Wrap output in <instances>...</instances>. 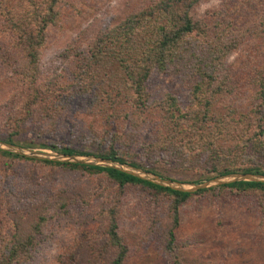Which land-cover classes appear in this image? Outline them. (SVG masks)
Here are the masks:
<instances>
[{
	"label": "trees",
	"instance_id": "trees-1",
	"mask_svg": "<svg viewBox=\"0 0 264 264\" xmlns=\"http://www.w3.org/2000/svg\"><path fill=\"white\" fill-rule=\"evenodd\" d=\"M67 1L0 0V22L12 41V51L20 54L19 66L7 59L3 60V65L15 84L25 86L28 91L10 128L0 137L2 143L37 146L63 155H91L159 177H162L161 170L151 163L166 168L177 166L195 170L199 174L195 182L233 173L264 175V50L258 51L264 48V0H261L263 10L243 29L222 10L209 14L212 21L194 18L197 6L207 0H160L127 16L97 37L82 53L72 56L77 59L74 66L77 72L71 91L76 97L90 96L93 99L90 104L110 110L112 117L118 107L129 109L122 114L125 129L107 137L101 136L103 133L93 137L91 145L96 149L92 151L54 143L33 145L17 141L20 126L32 121L35 115L34 105H44L46 99L53 104L50 107L60 104L54 90L36 88V77H31L47 31ZM250 1L255 3V0ZM15 2L16 11L12 7ZM248 20L249 17L240 16V22ZM244 35V42L251 50L243 43ZM233 54L239 58L238 74L234 68L237 61L235 64L229 61ZM177 74L191 83L185 108L178 105L173 95L165 94L158 99L151 87L156 78ZM96 83L100 87L94 88ZM247 90L249 96L245 104L236 103L243 95L245 97ZM31 96V104L27 105L23 100ZM225 101L226 104L218 106ZM45 114L48 118L49 113ZM85 138L91 137L87 134ZM0 157L100 177L107 186H112L115 199L126 188L134 187L145 190L153 198L167 199L165 205L170 221L166 247L169 250L174 248L180 209L193 196L207 195L212 201L224 193L235 196L250 191L264 195V183L235 182L181 193L111 168L35 160L2 150ZM5 192L9 193L5 197L28 199L29 206L23 215L8 221L5 240L0 245V264H16L31 256L32 235L40 233L41 226L46 224L47 209L63 212L72 201L84 205L82 197H87L86 190L75 193L62 190L54 195L46 193L40 200L30 202L34 199L32 193L28 195L29 192L8 187ZM67 194L71 198L66 197ZM99 215L104 227L97 237L98 247H90L93 252L90 264H123L127 249L117 232L116 209L101 206ZM103 252L107 254L102 258Z\"/></svg>",
	"mask_w": 264,
	"mask_h": 264
},
{
	"label": "rangeland",
	"instance_id": "rangeland-1",
	"mask_svg": "<svg viewBox=\"0 0 264 264\" xmlns=\"http://www.w3.org/2000/svg\"><path fill=\"white\" fill-rule=\"evenodd\" d=\"M159 1L68 0L47 31L31 77H36V88L40 86L42 89L54 90L60 104L54 105L55 108L50 107L53 104L46 99L44 105H34L35 115L32 121L20 126L17 141L32 142L33 145L54 143L80 151H92L96 149L91 145L93 137L102 133L101 136L107 137L108 134L124 130L126 121L122 114L129 109L118 107L117 114L112 117V114L109 116L110 110L103 107L98 109L90 104L93 100L90 96L72 95L77 72L74 69L77 59L72 56L82 53L97 37L121 23L127 16ZM223 2L224 5H221ZM261 4V0H255V3L250 0H207L197 6L194 18L203 17V20L212 21L213 17L209 14L222 10L243 29L245 25H251L256 14L263 10ZM12 7L16 11L18 4L15 2ZM240 16L242 19L249 17V20L240 22ZM0 25L1 137L10 128L17 108L28 91L25 86L15 84L3 65V60L7 59L19 66L20 54L12 51V41L1 22ZM244 39L246 35L243 36V43L247 50H251ZM263 50L261 48L258 51ZM238 59L236 54L229 57V61L234 64L237 61L235 74L240 69ZM98 87L100 84L96 83L94 88ZM151 87L158 99L169 94L176 98L181 108L188 105L191 83L180 74L156 78ZM247 88L250 90V87ZM244 93L245 97L243 95L236 103L245 104L248 90ZM31 98L23 101L26 100L27 105H30ZM224 104L226 101L218 106ZM44 107L48 108L47 111L43 110ZM46 112L49 117L52 116L51 119L46 118ZM87 134L91 137L89 140L85 138ZM14 146L53 153L37 146ZM104 147L101 146V149ZM151 166L161 170L162 179L186 184L207 181L195 182L199 178L195 170L177 166L166 168L155 163H151ZM7 187L9 190L29 192L28 195L32 193L34 199L30 202L40 200L46 193L54 195L62 190L73 193L87 191V197H82L84 205L83 202L72 201L63 212H54L50 208L46 210V224L41 226L40 233L32 235L34 245L31 256L16 264H90L89 258L93 254L90 247H98L97 237L104 227L99 215L101 206L116 209L117 232L127 249L123 264H264V195L256 192L247 191L235 196H226L224 193L212 201H209L207 195L193 196L180 209L179 224L174 231V248L169 250L166 247V230L170 221L165 205L167 199L153 198L138 187L126 188L115 199L112 186H107L106 181L100 177L89 176L81 171L62 172L1 157L0 245L5 240L8 221L23 215L29 206L28 199L5 197L9 194L5 192ZM69 195L66 197L71 198ZM101 254L103 258L107 253Z\"/></svg>",
	"mask_w": 264,
	"mask_h": 264
},
{
	"label": "water",
	"instance_id": "water-1",
	"mask_svg": "<svg viewBox=\"0 0 264 264\" xmlns=\"http://www.w3.org/2000/svg\"><path fill=\"white\" fill-rule=\"evenodd\" d=\"M0 150L14 155L22 156L35 160H46L59 163H71L88 166H100L104 168H111L127 175L147 181L159 187H166L172 191L181 193H194L197 190L207 189L213 186H221L235 182H253L264 183V175L254 174H228L224 176H217L199 184H186L172 181L169 179H162L150 172L132 167L127 164H119L114 161L97 158L94 156H78V155H63L56 152L44 153L43 151L28 150L16 147L11 144L0 142Z\"/></svg>",
	"mask_w": 264,
	"mask_h": 264
}]
</instances>
